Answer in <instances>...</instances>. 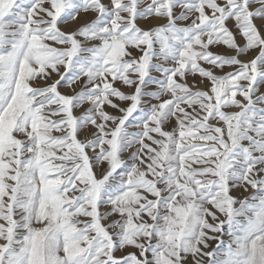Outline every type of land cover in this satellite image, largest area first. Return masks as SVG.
Returning <instances> with one entry per match:
<instances>
[{
  "label": "snow or ice",
  "instance_id": "snow-or-ice-1",
  "mask_svg": "<svg viewBox=\"0 0 264 264\" xmlns=\"http://www.w3.org/2000/svg\"><path fill=\"white\" fill-rule=\"evenodd\" d=\"M261 87L264 0H0V264H264Z\"/></svg>",
  "mask_w": 264,
  "mask_h": 264
},
{
  "label": "rangeland",
  "instance_id": "rangeland-1",
  "mask_svg": "<svg viewBox=\"0 0 264 264\" xmlns=\"http://www.w3.org/2000/svg\"><path fill=\"white\" fill-rule=\"evenodd\" d=\"M176 11H177V13H179L180 10L177 9ZM93 18L94 17L91 16V15H88L87 17H85L84 14H82L79 23H73L72 25H69V26L61 25V28L64 31L75 30L78 27H80L82 24L87 23L88 20H91ZM165 22L166 21H164V20L150 19L147 22H141L140 23V27H142V28H151V27H154V26H157V25H162ZM229 28L232 29L233 31H235V28H234L233 24H229ZM237 40H238V43H240L241 45L244 43L243 39L240 38L239 36H237ZM88 46H91V45H88V44L85 45V47H88ZM212 50L214 52H220V53L225 54V55H234V53H232V52H224V49H223L222 46L215 47ZM255 55H257V52L256 51H252L247 56H243V57H240V58L242 60L247 61V60H250L251 58H254ZM203 66L204 67H208L207 65H203ZM229 71H232V69L231 68H225L223 71L215 70L214 74L219 76V75H224L225 73H227ZM154 75H156V74L154 73ZM193 80H195L197 82V84L199 85L200 90H205V91L208 90V82L207 81H205L203 84H199V81H200V77L199 76H195V77L189 76L188 77L189 85H191L193 83ZM117 87H120L121 91H124V92L128 91L126 88L120 86L119 84L117 85ZM151 90H154V89H151ZM193 90H196V89H193ZM61 91H64V89H61ZM260 92L264 93V87H261ZM121 107H126V104H121ZM106 111H109L113 115H119L118 112H115L114 110L109 109V108H106ZM231 111H238V109H231ZM76 115H80V112H76ZM90 131H94V130H90ZM88 134H89L88 132L82 133L80 135V139H84L85 136H87ZM125 159H127V157H125ZM241 193H242L243 196H249V195L252 194L251 190H249V192H247V193H243V190H241L240 193H233V195H241ZM224 239H227V237H224ZM213 246H214V244H213Z\"/></svg>",
  "mask_w": 264,
  "mask_h": 264
}]
</instances>
